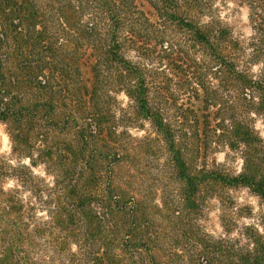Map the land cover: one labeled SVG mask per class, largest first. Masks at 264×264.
I'll return each instance as SVG.
<instances>
[{
    "label": "trees",
    "instance_id": "trees-1",
    "mask_svg": "<svg viewBox=\"0 0 264 264\" xmlns=\"http://www.w3.org/2000/svg\"><path fill=\"white\" fill-rule=\"evenodd\" d=\"M214 1L0 0V264H264V0L247 55Z\"/></svg>",
    "mask_w": 264,
    "mask_h": 264
},
{
    "label": "rangeland",
    "instance_id": "rangeland-1",
    "mask_svg": "<svg viewBox=\"0 0 264 264\" xmlns=\"http://www.w3.org/2000/svg\"><path fill=\"white\" fill-rule=\"evenodd\" d=\"M214 19H217L222 26L227 27L233 38H235L241 45L245 48L246 55L251 52L250 44L253 38L256 36L254 31L253 21L251 19V10L247 3L240 0H215L213 2L212 13L209 14ZM203 22L209 21V16L206 15L202 18ZM264 48V46H263ZM264 66L262 63H256L251 66V71L254 74L259 73V70ZM118 101L121 107H126L128 104L127 98L120 94L118 95ZM259 125V127H258ZM255 129L259 133L260 137L264 140V123L261 118H255ZM135 136H140L142 132L132 131ZM10 153V142L6 132V127L0 123V158H7ZM227 154L231 155L226 148H221L215 155L217 162L224 164L227 169L232 173L236 174L241 170V160L240 158H230ZM13 163L16 164V160L13 159ZM23 164H27L28 160H23ZM33 174L45 179L47 183L50 184L51 178L44 175L43 167L37 166L32 168ZM16 187V183L8 179L5 183V188L10 189ZM231 198L233 199L235 206L249 207L252 209L253 214H256L260 210L259 199L253 193H251L247 188H237L230 191ZM29 194L22 190L21 198L23 201L29 198ZM37 215L41 218L44 217V212H40L41 209L36 210ZM220 210L218 207V202L214 199L210 201L208 209L205 213V218L202 221V225L207 232L213 236H219L222 234V228L219 221ZM251 217V216H250ZM239 224H246L252 222L247 218L238 217Z\"/></svg>",
    "mask_w": 264,
    "mask_h": 264
},
{
    "label": "clouds",
    "instance_id": "clouds-1",
    "mask_svg": "<svg viewBox=\"0 0 264 264\" xmlns=\"http://www.w3.org/2000/svg\"><path fill=\"white\" fill-rule=\"evenodd\" d=\"M258 127H259V125H258ZM262 134H264V133H262Z\"/></svg>",
    "mask_w": 264,
    "mask_h": 264
}]
</instances>
